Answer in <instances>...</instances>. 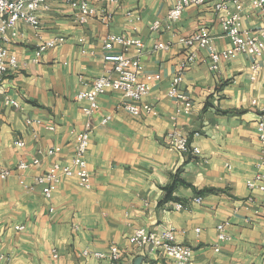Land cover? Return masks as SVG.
Returning a JSON list of instances; mask_svg holds the SVG:
<instances>
[{"label":"crops","instance_id":"obj_1","mask_svg":"<svg viewBox=\"0 0 264 264\" xmlns=\"http://www.w3.org/2000/svg\"><path fill=\"white\" fill-rule=\"evenodd\" d=\"M89 1L103 11L80 24L66 0H47L38 10L39 32L20 20L17 35L5 43L17 65H9L0 82V169L13 170L0 180V264H105L82 251H107L112 243L122 249L118 264H177L159 250L129 242L135 228L158 232L165 226L175 228L178 242L192 247L193 264H264V193L246 184L262 148L257 123L264 106V57L258 58L256 73L251 56L241 53L212 70L208 50L197 48L196 61L184 69L179 86L190 96L192 111L176 114L167 90L186 55L179 38L205 25L215 49L231 44L214 7L219 0L189 5L176 21L167 17L173 0ZM243 3V24L256 30L264 23V7ZM156 20L160 25L153 30ZM110 32L143 41L140 76L159 75L145 97L157 114L130 113L120 105L119 91L103 93L86 152L91 187L64 177L47 198L19 179L31 184L52 161L70 160L74 132L83 130L86 119L82 107L87 102L76 96L104 73L103 44ZM59 35L65 41L34 60L39 42ZM158 42L170 47L155 48ZM121 48L115 44L113 51ZM135 50L130 46L128 52ZM5 95L20 107L6 103ZM107 114L110 119L102 124ZM173 128L183 130L201 153L168 145L165 135ZM51 147H57L53 156L46 153ZM33 158H39L38 165L15 167ZM177 201L192 204L178 210L173 208ZM221 221L229 222L228 238L218 241Z\"/></svg>","mask_w":264,"mask_h":264},{"label":"built area","instance_id":"obj_2","mask_svg":"<svg viewBox=\"0 0 264 264\" xmlns=\"http://www.w3.org/2000/svg\"><path fill=\"white\" fill-rule=\"evenodd\" d=\"M21 1H28V8H21ZM47 0H0V82L3 80L8 66H16L17 58L11 54L5 46L10 38L17 35L16 25L18 21L27 22L36 32L41 28L38 10L44 7ZM105 2H114L117 0H103ZM205 0H173L167 17L172 21L178 20L186 7L192 4H202ZM68 4L76 10V20L80 24H85L90 18L98 16L103 10H99L89 0H66ZM229 3L232 5L229 6ZM255 9L264 7V0H250ZM218 12L219 20L224 34L230 40V46L217 50L212 46V36L205 25H201L189 36H181L179 43L186 49V55L180 63L179 70L172 76L167 90L169 97L176 101V114H189L192 111L190 96L182 91L179 86L183 80L184 69L196 61L197 48H206L210 59V68L218 70L219 63L223 59L229 58L235 53H241L251 56V69L254 73L259 70L258 58L264 57V23L252 30L243 24V0H219L214 4ZM131 15V14H130ZM109 15L103 18H108ZM160 22L158 20L151 24V29H158ZM65 41L62 35L43 38L35 49L34 60L38 61L42 54L49 48H52ZM115 44L121 45V50L113 51ZM130 46H135V54H129ZM144 43L139 37H131L125 34L108 33L103 44V58L108 62L104 73L94 78L92 85L88 89L80 90L76 98L85 100L87 103L82 107V112L86 116L83 130L74 132L75 148L69 161H52L47 168L33 177L31 184H27L25 179H19L20 184L26 185L29 189L39 188L43 195L50 198L64 177H76L79 185L91 187V175L86 160V152L90 144L91 136L94 132L92 119L99 108V97L110 90L119 91L123 96L120 105L133 114L156 115L155 107L145 100L149 93L150 84L158 79L159 75L154 73H145L142 77L141 55ZM169 43L158 42L155 48L168 49ZM5 102L20 107V103L8 95H5ZM257 123V133L262 143L261 153L256 162L254 174L247 180L246 184L250 189H256L264 193V106ZM110 119V115L103 116L100 120L105 124ZM28 123H41L39 118H27ZM53 129V125L47 126ZM168 145L181 152L191 151L198 155L201 150L198 146L191 145L189 136L180 128H173L165 135ZM20 145L23 142H18ZM57 152V147H51L47 150V155L53 156ZM39 158L31 160H19L16 164L17 169H27L39 164ZM12 168L0 169V180L9 177L12 174ZM202 197L197 196L195 203L201 202ZM192 202L177 201L173 204L174 209H188ZM50 210H53L51 207ZM228 221H221L217 224V240L228 238L226 227ZM23 225H16L17 229H22ZM264 240V233L262 235ZM129 242L136 246L148 245L152 250H159L172 258L177 264H193V249L191 246L182 244L176 240V230L172 226H165L158 232H152L145 227L135 228L129 237ZM215 250L219 246L215 244ZM85 256H94L105 259V264H118L122 256V249L117 244H110L107 251L85 248L82 251ZM53 256H57L54 251ZM212 264V263H209ZM240 264V263H233Z\"/></svg>","mask_w":264,"mask_h":264},{"label":"bare ground","instance_id":"obj_3","mask_svg":"<svg viewBox=\"0 0 264 264\" xmlns=\"http://www.w3.org/2000/svg\"><path fill=\"white\" fill-rule=\"evenodd\" d=\"M21 8H28V1H21Z\"/></svg>","mask_w":264,"mask_h":264}]
</instances>
